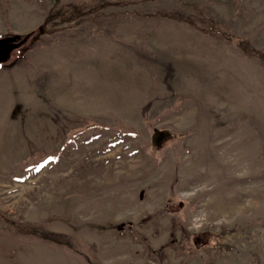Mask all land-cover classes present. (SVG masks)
Returning <instances> with one entry per match:
<instances>
[{"label": "rangeland", "instance_id": "1", "mask_svg": "<svg viewBox=\"0 0 264 264\" xmlns=\"http://www.w3.org/2000/svg\"><path fill=\"white\" fill-rule=\"evenodd\" d=\"M13 36L0 264H264V0H0Z\"/></svg>", "mask_w": 264, "mask_h": 264}, {"label": "bare ground", "instance_id": "2", "mask_svg": "<svg viewBox=\"0 0 264 264\" xmlns=\"http://www.w3.org/2000/svg\"><path fill=\"white\" fill-rule=\"evenodd\" d=\"M236 143H238V142H236ZM241 143V142H240ZM218 144V143H217ZM226 145V146H225ZM227 145H228V143H226V142H221L219 145H214V147H212V149H215V148H218V147H223V148H225V152L223 153V155H222V159H223V163H222V165H220L222 168H220L219 167V165L218 164H215V163H213L212 164V166L211 167H213L214 165H216L217 167H218V169L217 170H213L211 167H210V169H209V176H208V182L209 183H211L212 184V182H214L215 183V190H219V189H222L221 187V182L220 181H222L223 179L224 180H226V186L228 185V184H230V183H237L236 181V179H237V175L235 174V173H237L236 171H235V168H234V171H235V173H233V170H232V172H230V170L228 169V168H231L232 169V165L229 163V162H226V161H224L225 159V154H226V152L229 150L228 149V147H227ZM241 145H242V143H241ZM234 148V147H233ZM210 149H211V147H210ZM243 150V149H242ZM252 154V153H251ZM239 155V154H238ZM244 155V154H243ZM253 155V154H252ZM255 155V154H254ZM230 156H232V155H230ZM230 156H228V158L230 157ZM236 156V155H235ZM240 156V155H239ZM242 156V155H241ZM245 156H246V154H245ZM245 156H244V158H245ZM247 157H248V155L246 156V159H247ZM253 157H255V156H253ZM227 158V159H228ZM230 159V158H229ZM241 160H245V159H241ZM250 160V159H249ZM254 160H256V158H254ZM230 162H232L231 160H229ZM247 161V160H246ZM252 161V160H251ZM249 162V161H248ZM254 162H256V161H254ZM256 164H258V163H256ZM237 167H238V165H236ZM235 167V166H234ZM257 167V166H256ZM239 168V167H238ZM246 168V167H245ZM247 169V168H246ZM236 170H237V168H236ZM234 175H236V176H234ZM238 176H240V175H238ZM242 176H243V174H242ZM241 176V177H242ZM245 177V176H244ZM243 177V178H244ZM245 178H247V176L245 177ZM222 179V180H221ZM243 180V179H242ZM246 180V179H245ZM241 183V182H240ZM239 183V184H240ZM245 183H246V181H245ZM243 186H244V184H242ZM240 187H242L241 185H240ZM255 187H257V186H255ZM229 189V188H228ZM236 190H241V193H242V190H243V188H237V189H235V190H233V189H229V192H230V195L232 194V196H231V198L230 197H228V199H230L231 201H236V199L238 198V192L236 191ZM253 190V189H252ZM255 190H257V188H255ZM220 192H221V190H220ZM226 192V191H225ZM240 192V191H239ZM255 193V192H254ZM221 194V193H220ZM223 194V193H222ZM225 195H228V193H226ZM252 195V193L250 194V196ZM256 195V194H255ZM220 196V195H219ZM246 196H247V194H246ZM221 197V196H220ZM244 197H245V195H244ZM249 197V196H248ZM252 197V196H251ZM254 198V197H253ZM221 200V199H220ZM225 201V200H224ZM229 201V200H228ZM229 203H231V202H229ZM228 203V204H229ZM233 204H235V203H233ZM238 204V203H237ZM122 205H123V203H122ZM124 206V205H123Z\"/></svg>", "mask_w": 264, "mask_h": 264}, {"label": "water", "instance_id": "3", "mask_svg": "<svg viewBox=\"0 0 264 264\" xmlns=\"http://www.w3.org/2000/svg\"><path fill=\"white\" fill-rule=\"evenodd\" d=\"M19 39V36L0 39V64L7 62L11 58V53L24 44V41Z\"/></svg>", "mask_w": 264, "mask_h": 264}]
</instances>
